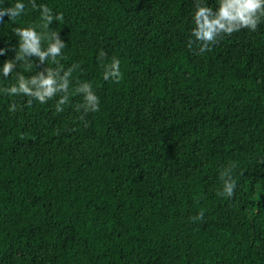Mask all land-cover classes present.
Wrapping results in <instances>:
<instances>
[{
  "label": "trees",
  "instance_id": "obj_1",
  "mask_svg": "<svg viewBox=\"0 0 264 264\" xmlns=\"http://www.w3.org/2000/svg\"><path fill=\"white\" fill-rule=\"evenodd\" d=\"M21 2L0 24V69L27 27L59 33V63L79 67L59 113L62 94L4 91L50 60L0 72V264H264V21L199 53L197 0ZM40 5L63 20L43 29ZM114 57L118 83L103 78ZM85 82L97 112L77 111ZM229 167L232 198L218 195Z\"/></svg>",
  "mask_w": 264,
  "mask_h": 264
},
{
  "label": "clouds",
  "instance_id": "obj_2",
  "mask_svg": "<svg viewBox=\"0 0 264 264\" xmlns=\"http://www.w3.org/2000/svg\"><path fill=\"white\" fill-rule=\"evenodd\" d=\"M32 8H37L35 0H30ZM42 16V28L47 30L53 20L62 21L63 15L57 14L55 17L52 11L46 5L39 6ZM25 10V4L21 0L12 6H0V24L4 23V18L15 20L20 17ZM264 21V0H218V7L214 10L210 6L202 5L197 0L196 11L194 13V25L189 40L188 48L196 47L199 53L211 51V45L215 44L222 36H230L242 29L255 31L258 25ZM14 33L19 37V49L15 53L14 59H7L2 65L3 77H10L17 66V62H27L30 57H37L40 64L51 61L56 67H48L39 71L36 75L26 78L18 75L17 82L11 87L4 89L10 95H23L31 97L40 104H45L49 100L60 95L56 103V112H62L63 106L68 103L70 78L75 68L79 65L71 66L66 71L64 66L59 63L58 58L61 56L62 49L66 47L63 40L60 39L59 33L43 31L38 32L33 27L15 28ZM47 42V47L43 44ZM8 48H0V55L8 52ZM106 54L100 53L103 58ZM104 80H113L119 82L122 79L120 71V61L113 58L112 61L105 65L103 72ZM77 94L83 96V102L77 106V111L81 109L85 114L88 112L99 111V97L92 89L88 82L82 83L75 89ZM30 106L32 100H28ZM17 106L10 105L9 111L15 112ZM223 182L220 196L232 198L236 189V180L232 176V168L229 167L220 173ZM205 212L200 210L198 215L192 217L193 222L203 220Z\"/></svg>",
  "mask_w": 264,
  "mask_h": 264
}]
</instances>
